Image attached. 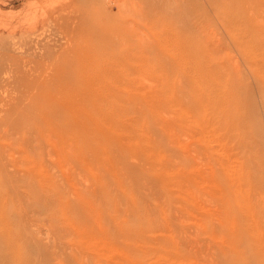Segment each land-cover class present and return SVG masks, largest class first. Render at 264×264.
<instances>
[{"label":"rangeland","instance_id":"rangeland-1","mask_svg":"<svg viewBox=\"0 0 264 264\" xmlns=\"http://www.w3.org/2000/svg\"><path fill=\"white\" fill-rule=\"evenodd\" d=\"M58 1L0 0V264H264V0Z\"/></svg>","mask_w":264,"mask_h":264},{"label":"bare ground","instance_id":"bare-ground-1","mask_svg":"<svg viewBox=\"0 0 264 264\" xmlns=\"http://www.w3.org/2000/svg\"><path fill=\"white\" fill-rule=\"evenodd\" d=\"M86 0H59L58 3L56 4V6H53L49 11H47L45 14L42 15V18L40 21H45L47 20V25L51 28L54 27L56 28L59 32H61L63 34V38L65 40H71V39H75L78 35L80 36V30H78L80 28V26L82 27H90L92 23H90V20L94 17V13H85L83 6L84 2ZM69 7L70 9H65L66 10V15L69 17V19H71V23H65V22H56V18H53L51 21V19H49L50 15L53 13V8L58 10H64V8ZM68 11V12H67ZM40 21L37 22H33L32 26L36 27ZM32 28V27H30ZM94 57V60L96 59L95 55H90L89 53L86 54V58H89L90 61L89 63H91L93 60L92 58ZM80 66V65H79ZM78 142V141H77ZM232 217L230 218L231 221L230 223L231 226L235 227L234 230L239 231L241 229V231L239 232L241 234V236L243 235V237H246L247 235H245V231L242 229L243 225L240 224V219L238 217L237 214H231ZM242 226V227H241ZM252 229L250 230V234L253 235V237L251 236L249 241V244L251 245V249L253 251L254 254H257V248L259 251L263 250L261 253L264 254V235L261 238H257V228H259V226L257 225V223L252 221ZM249 237V236H247ZM258 251V252H259ZM260 253V252H259ZM87 256V254H86ZM264 258V255H263Z\"/></svg>","mask_w":264,"mask_h":264}]
</instances>
